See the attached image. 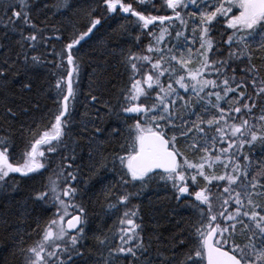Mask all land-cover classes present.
Here are the masks:
<instances>
[{
    "label": "snow or ice",
    "instance_id": "1",
    "mask_svg": "<svg viewBox=\"0 0 264 264\" xmlns=\"http://www.w3.org/2000/svg\"><path fill=\"white\" fill-rule=\"evenodd\" d=\"M100 2L105 14L135 17L140 35L150 39L137 52L109 48L101 54L119 55L127 86L112 104L101 99L107 89L103 71L94 73L88 100L123 127L103 135L94 125L87 136L72 135L81 95L79 53L105 17L91 8L82 28L53 26L48 33L46 21L33 20L32 0L0 4V29L5 37L9 31L19 36L14 48L0 40V127L28 110L9 92L19 75L27 78L20 101L32 91L33 74L43 70L53 103L45 123L18 130L19 160L13 154L16 130L0 137V190L13 173L47 174L32 199L55 208L43 225L38 221L31 232L13 238V254L23 264H264V0ZM44 7L53 15L72 10L70 0ZM81 132L89 133L88 123ZM121 136L120 151L106 154L104 145ZM82 139L88 141L87 164L78 154ZM85 170L89 180L101 183L109 209L123 206L118 244L94 236V250L88 249ZM108 171L119 179L104 187ZM158 182L170 185L176 201H188L194 212L186 235L173 234L170 242L158 233L145 238L140 206L132 203ZM237 234L244 243H237Z\"/></svg>",
    "mask_w": 264,
    "mask_h": 264
},
{
    "label": "trees",
    "instance_id": "2",
    "mask_svg": "<svg viewBox=\"0 0 264 264\" xmlns=\"http://www.w3.org/2000/svg\"><path fill=\"white\" fill-rule=\"evenodd\" d=\"M4 2L5 0H0V4ZM7 2H13V0H7ZM53 2L54 0H32L33 20L38 25L42 21H46L49 26L48 33H51L53 26L66 32L71 31L72 25L82 28L87 23V12L91 8H96V12L93 13L94 16L105 17L102 19V25L98 26L99 30L95 31V34L83 43L79 53L82 57L79 81L81 95L78 97L73 113L72 135L87 136L94 130V125L103 130V135H106L115 125L123 127V122L114 115H106L107 109L101 107L100 104L95 107L90 104L88 100L90 84L94 89L93 75L103 71L107 89L103 92L101 99L110 100L112 104H115L116 96L121 88L127 86L128 78L124 68L119 63L118 54L107 57H102L101 54L109 48L115 49L117 53L120 50L125 52L128 50L140 51L147 45L150 37L140 35L135 24V17L126 18L123 13L116 16L105 14L100 0H70L72 10L57 12L55 15H53L54 9L44 7L45 4L51 5ZM134 7L139 6L134 4ZM138 35L140 36L139 43L136 40ZM16 39H19L16 32L9 31L5 37L4 31L0 29V40L12 45L13 48ZM54 43L57 48L61 47L59 42L54 41ZM44 77L45 72L43 70H37L33 74L32 91L23 93L25 97L23 101L19 99L20 87L21 82L27 78L24 75H19L12 79V84L9 86V92L17 94L16 103L22 104L23 108L28 109L27 111L20 110V115L15 121L0 127V137L9 128L16 130L13 154L17 160L20 159L21 154V139L18 130L22 125L34 127L35 123H45L50 116L49 110L53 109L50 94L44 91ZM34 105H38V107ZM256 111L259 115V110ZM0 123L3 122L0 121ZM83 123H88L89 133L81 132ZM128 123H132V121H128ZM87 143V139H82L80 141L81 149L78 150V154L84 157V164H87V149L84 147ZM122 143H124L123 136L105 144L106 154L120 151ZM256 154L259 155L258 149ZM53 166L55 165L53 164ZM103 175L105 177L104 187L119 179L112 171L103 173ZM46 176L47 174L45 176L32 174V178H29L11 175L9 186L0 190V264H23L22 258L13 254L15 251L13 238L17 234L23 235L25 231L31 232L38 221L43 225L55 212V208L51 205L45 206L34 202L32 199L33 193L40 190L46 183ZM81 180L83 181L81 200L87 209L85 232L88 237L86 240L88 249L94 250V236L106 235L111 243L118 244L119 218L123 215V206L120 207L119 211L109 209L101 183L95 178L89 180L86 170L81 173ZM132 203L140 206L142 221L138 218V222L143 225V235L146 239L152 234L158 233L166 242H170V237L173 234L186 235V230L194 219V212L188 201H176L170 185L165 186L162 182L150 185L138 197L134 198ZM5 221L7 224L4 223ZM32 236L34 239L35 233ZM236 241L237 243H244L245 237L237 234ZM27 242L31 243L32 241L28 240Z\"/></svg>",
    "mask_w": 264,
    "mask_h": 264
},
{
    "label": "flooded vegetation",
    "instance_id": "3",
    "mask_svg": "<svg viewBox=\"0 0 264 264\" xmlns=\"http://www.w3.org/2000/svg\"><path fill=\"white\" fill-rule=\"evenodd\" d=\"M12 175V174H11ZM12 176H15V175H12Z\"/></svg>",
    "mask_w": 264,
    "mask_h": 264
}]
</instances>
